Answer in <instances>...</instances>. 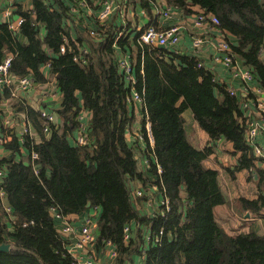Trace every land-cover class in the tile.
<instances>
[{"label":"trees","instance_id":"16d2710c","mask_svg":"<svg viewBox=\"0 0 264 264\" xmlns=\"http://www.w3.org/2000/svg\"><path fill=\"white\" fill-rule=\"evenodd\" d=\"M69 1L74 0H31L28 10L18 6L16 11L24 20L16 34L0 22V61L10 56L11 73L19 78L30 76L33 84L47 82L40 68L48 63L61 94L55 111L58 127L52 123L45 133L36 108L20 101L22 117L39 141L32 134L23 140L13 134L3 144L9 155L0 156L4 192L0 243H9L10 249L0 251V264H77L67 250L68 237L59 233L50 211L55 208L67 217L93 206L99 208L95 245L109 241L116 250L114 264L131 263L133 254H141V246L146 247L145 264H264V235L253 230L230 234L217 222L213 209L225 198L218 171L204 165L213 148L194 147L184 130L182 113L190 109L209 142L224 139L232 144L233 153L239 154L235 170L253 167L258 159L239 121V99L214 83L208 67H197L196 56L139 44L137 34L122 25L125 32L116 37L112 21L97 28L99 38L83 28L88 50L82 53L63 24V17L75 23ZM150 1L141 3L149 9ZM168 2L184 15L192 14L193 6L216 15L218 26L235 40L232 51L252 70L264 91V0ZM42 27L45 32L41 34ZM65 36L66 50L61 52ZM78 40L83 42V35ZM122 52L132 58L133 83L119 66ZM133 91L142 96L153 141L146 151L153 159L144 171L139 170L134 147L125 137L127 124L133 121L129 112ZM9 95L8 88L0 90V102ZM79 99L91 116L87 143L74 145L68 138L78 127ZM258 177V186L264 188V169L258 170ZM150 179L169 199L165 216L142 215L131 200L130 181L145 184ZM240 201L254 213L264 208V194ZM4 203L10 214L2 209ZM132 223L139 227L134 229ZM10 224L12 229H8ZM147 225L151 232L164 228L160 243L144 245ZM126 226L128 240L124 238Z\"/></svg>","mask_w":264,"mask_h":264},{"label":"built area","instance_id":"2783aa9c","mask_svg":"<svg viewBox=\"0 0 264 264\" xmlns=\"http://www.w3.org/2000/svg\"><path fill=\"white\" fill-rule=\"evenodd\" d=\"M14 0H10L13 2ZM132 0H74L69 4V12L73 16V20L76 24L83 27L86 32L94 38H99L100 31L97 29L100 26H106V23L115 18L117 21L123 18L127 9L129 8ZM90 2L93 8L88 4ZM88 6L90 9H93L86 15L87 18L93 23L91 25L82 14V7ZM164 19H172L176 16L177 11L172 8L162 7L157 10ZM191 19H182V22L172 23L165 26H157L154 23H147L143 25L136 24L132 26V30L136 36V40L139 44L147 45H163L164 48L172 51L174 54H188L197 57V67H208L213 73V81L216 85L222 86L231 96H235L239 99V110L240 114V123L243 125L245 130V137L247 143L252 147L253 155L258 159L264 162V152L260 145L257 143V137L259 135H264V91L258 84V81L255 79L252 70L242 62L237 54L232 51L231 48V38L226 30L220 28L218 25L220 23L219 18L214 14H205L203 10L197 9L192 14H189ZM182 15V16H189ZM78 22H76V20ZM124 23L121 22V25L124 27L126 19H122ZM121 25H116L117 36L120 37L124 33ZM185 27H188V30L191 31V50L190 52H184L181 46V38L185 32ZM212 50L208 59H203V56L206 55L209 51ZM66 50V45H61V52ZM86 49H81L83 52ZM130 55L124 54L121 55L118 63L123 72L125 73L128 82L133 83L134 78L131 75V65L132 58ZM75 60H77L74 57ZM84 60V58H83ZM10 61L11 57L6 56L0 61V90L9 89L10 96L17 98L26 105L27 103L23 99V95L31 90L32 79L30 76L25 77H16L10 71ZM47 63V67H48ZM220 66L225 72L224 76H219L215 73L213 66ZM56 84V83H55ZM57 90V86H54ZM48 91L45 90V94ZM44 94V95H45ZM132 98L142 100L137 92H132ZM36 110L39 112L40 117L43 119L44 126L43 131L49 133V125L56 122V114L50 109L37 105ZM16 111V110H15ZM23 118V117H22ZM78 134L75 139L76 144H86V125L81 121L84 118V115H78ZM22 126L19 137L23 140V137L26 134H31L30 124L22 119ZM146 126L147 139L148 141L152 140L150 134V127ZM145 132V133H146ZM2 143L6 142V138L0 139ZM209 146L219 148L221 143L219 141L210 142ZM150 153V152H149ZM151 156V155H150ZM36 154L32 153L31 158H35ZM136 159H138L137 154L135 153ZM144 163L148 167V158H144ZM144 169V170H145ZM140 170V169H139ZM141 170V171H144ZM156 170L158 173L161 172L159 165L156 163ZM3 175V171L0 169V177ZM142 183V182H141ZM146 186V187H145ZM130 195L131 200L135 205V208L138 209L143 205L146 207L147 217L153 216H165L170 207L169 199L164 195V190H160L158 184L154 179L147 180L144 184L142 183L141 188L132 189L130 186ZM158 194L155 196V194ZM4 197L3 190L0 189V199ZM144 197V202H140V198ZM2 209L10 214V208L4 203ZM139 210V209H138ZM51 214L55 221H57V229L62 236L68 237L74 235L76 237V245L80 248L86 246H93L96 241L97 232H96V219L99 212L97 206H93L89 211H87L81 218L80 225H75L71 222L68 217L61 215L55 208L51 209ZM149 225L146 226L143 237L144 245L154 243H160L164 233V228L160 227L155 232L148 230ZM126 240L129 239L130 229L128 226L124 228ZM111 244L109 241L105 242ZM111 246H113L111 244ZM146 247H140V259L141 261L138 264H145L144 255L146 254ZM116 250L115 247L110 250V257L115 258Z\"/></svg>","mask_w":264,"mask_h":264},{"label":"crops","instance_id":"0c3cea01","mask_svg":"<svg viewBox=\"0 0 264 264\" xmlns=\"http://www.w3.org/2000/svg\"><path fill=\"white\" fill-rule=\"evenodd\" d=\"M73 1H69V4H71ZM149 9L145 8L141 0H132L129 8L127 9L124 17L117 21L115 18H112V22H114L115 25H121V22L124 23L122 19H126V23L124 24L125 28H129V32L132 30V26L139 24H147V23H154L157 26H165L172 23H179V21L182 22V19H191V16H182V12L179 9L174 8L168 0H152L150 1ZM18 6H21L22 9H31L32 3L31 0H14L13 2H10V0H0V22L7 23L9 29L13 30V32L16 34L19 30L20 24L23 22L24 18L20 16V14L16 11L18 9ZM67 6V7H68ZM166 7V8H172L177 11L176 16H174L172 19H164L160 14H157L160 8ZM194 10H197V6L192 7ZM82 14L81 16L84 17L85 20H87L91 25L93 23L88 19L87 13L92 11L93 9H90L88 6H83L82 8ZM96 9V7H95ZM157 12V13H156ZM76 22L77 19H75ZM179 20V21H178ZM63 24L65 25V28L68 30L70 39H72L76 47L81 49H86L82 53L87 52V43L85 41V36L87 37V34L83 33V27H80L76 23H71L70 19L68 20V17H63ZM94 27V25H93ZM185 32L183 33V36L181 38V46L182 50L184 52H190L191 50V34L188 30V27H185ZM45 28H40L41 34L45 32ZM83 35V42H80L82 40H78V37H81ZM66 37V36H65ZM64 37V43L61 45H65L66 41H68L67 37ZM24 41L25 39L22 38ZM231 41H235L233 36L231 35ZM60 45V49H61ZM209 52L203 56V59H208L210 54L212 53V50H208ZM185 54V53H183ZM44 76L49 78V81H51L50 88H46L48 92H51V95L54 98H57L55 100L49 99L50 96L48 94H45V83L40 84H32L31 90H29L27 93L23 95V99L25 102L30 105L32 108L37 107V105L44 106L51 111L55 113V111L59 108L60 102H61V94L58 91V89H55V80L56 78L54 75L49 74V68L47 66H42L40 68ZM215 73L219 76H224L225 72L222 70V67L216 65L213 66V69ZM47 75V76H46ZM44 88V89H43ZM45 94V95H44ZM44 95V96H43ZM11 96H7L3 98L0 102V139L6 138V141H9L12 138V135L15 134L16 136H19L20 130L24 123L22 124V112L23 108L20 106L19 100L17 98L15 99V103L13 104L12 109H10V100H8ZM12 98V97H11ZM80 100V99H79ZM19 103V104H18ZM80 103V115H84V118L81 120L86 126L88 125V121L90 120L91 114L82 106V101H79ZM132 106L129 108V112L131 116H133V121L130 123V126L127 128L125 132L126 140L129 144H131L134 147L135 153L138 156L137 159V166L140 170H144L143 166H146L144 163V158H148V166L151 162V159H153L152 156H150L149 153H147L148 144L152 147L153 141H148L147 135L145 137L144 132L142 131L144 126V131L146 132L147 125H148V118L145 115L144 107L142 100L138 99H132L131 101ZM23 104V103H22ZM16 110V114L14 111ZM56 114V113H55ZM182 116L184 118V130L187 139L189 142L196 148L202 149L206 146H209L210 138L207 135V133L202 130L196 120L193 117V114L191 110L185 109L182 113ZM59 117H56V125L59 126ZM144 125H143V123ZM31 128V134L33 135V138L35 141H39V135L34 131L32 128V125L30 124ZM150 127V124H149ZM48 134V133H47ZM46 134V135H47ZM78 130H74L71 133V136L68 138L69 142L71 144H76L75 139L77 137ZM147 134V132H146ZM221 143V146L219 148L212 147V152L208 155V157L204 160V165L208 168H212L218 171V179L221 191L224 195L225 202L223 204L216 205L213 209L215 218L218 223L221 224V227L223 229L230 233L234 234L237 230V226L239 225L238 232H246L249 230L255 231L257 234L264 235V208L259 213H254L249 211L243 203L240 201V198H245L249 200H253L259 197L260 194H264V188L258 186V170L264 169V162H261L260 160H257L253 167L249 169H240L241 170V176L242 173H247L248 178L250 179L251 184L250 186H247L244 183L243 178H241V190H238L237 187L234 184V180L232 179L235 177L237 169L235 170L234 167L237 163L235 160H230L232 158V152L233 147L232 144L224 139H218ZM223 143V144H222ZM257 143L260 145L264 152V135H259L257 137ZM4 143L0 141V156L9 155V152H7L4 149L3 146ZM222 148V149H221ZM223 151V152H222ZM217 153H220L217 155ZM25 155V152L22 153ZM239 155V154H238ZM230 157V158H226ZM140 158V163H139ZM227 160V161H226ZM151 180V179H150ZM253 183V184H252ZM142 183L139 180H131L130 186L132 189L134 188H141ZM146 187V186H145ZM249 187L250 191H247V188ZM155 194V193H154ZM158 194H155V196ZM157 198V196H156ZM140 202H144V197H141ZM139 209V212L142 215L147 214L146 207H143L141 205ZM86 213V212H85ZM71 214L67 216L71 222L75 225H80L81 218L85 214ZM99 213V212H98ZM52 215V214H51ZM239 219V220H238ZM237 220V221H236ZM57 226L58 223L55 221ZM131 226L135 229V226L139 227V223H132ZM8 229H12L11 224L8 226ZM144 228L142 227V230ZM89 247L86 246L84 248H80L76 245V237L74 235L68 236V245L67 250L71 253V255L75 258L77 264H114L115 260L110 257V250L113 248L111 244H101V245H95ZM141 261L140 255L137 254L132 255V264H138ZM129 263V264H131Z\"/></svg>","mask_w":264,"mask_h":264},{"label":"rangeland","instance_id":"374dc122","mask_svg":"<svg viewBox=\"0 0 264 264\" xmlns=\"http://www.w3.org/2000/svg\"><path fill=\"white\" fill-rule=\"evenodd\" d=\"M123 33L125 32V30L123 29V31H122ZM135 48V47H134ZM131 53L133 54V57H134V60H135V50L133 49V46L131 47ZM122 55H123V52H122ZM129 57H131V56H129ZM51 81H49V78L47 77V82L45 83V89L44 90H47L46 88L48 87V88H50L49 86L51 85ZM48 94V96H50L49 97V99H51V100H55V99H57V98H54L52 95H51V92H48L47 93ZM44 96V95H43ZM8 100H10L11 102H13V103H10L11 105H10V109H12V107H13V104L15 103V99H13V97L11 98H9ZM19 104V103H18ZM21 106V105H20ZM23 108V107H22ZM189 110V109H188ZM14 113L16 114V111H14ZM130 126V124H127V127H126V130H127V128ZM126 132V131H125ZM87 135H88V132H86V137H87ZM223 144V143H222ZM82 145V144H81ZM222 149V148H221ZM223 152V151H222ZM218 154H220V153H217V155ZM232 154V158L230 159V160H235V161H237V159H238V154L237 153H231ZM226 158H230V157H226ZM140 158H139V163H140ZM227 161V160H226ZM138 162V161H137ZM237 171H240V172H236V175H235V177H233L232 179L234 180V184H235V186L237 187V189L238 190H241V178H243V180H244V183L247 185V186H250V184H251V182L252 181H250V179L248 178V175H247V173H242V176H241V170H237ZM218 181H219V179H218ZM253 184V183H252ZM220 185V184H219ZM137 188V187H136ZM247 191L249 192L250 191V189H249V187L247 188ZM130 197H131V195H130ZM239 220V219H238ZM237 221V220H236ZM220 224V223H219ZM221 225V224H220ZM239 228H241V227H239V225L237 226V230L235 231V232H238V230H239Z\"/></svg>","mask_w":264,"mask_h":264},{"label":"water","instance_id":"95a60500","mask_svg":"<svg viewBox=\"0 0 264 264\" xmlns=\"http://www.w3.org/2000/svg\"><path fill=\"white\" fill-rule=\"evenodd\" d=\"M158 48H164L163 45H158L157 46ZM89 202L87 203V206H89ZM10 249V244L9 243H5V242H2L0 243V251H7Z\"/></svg>","mask_w":264,"mask_h":264}]
</instances>
